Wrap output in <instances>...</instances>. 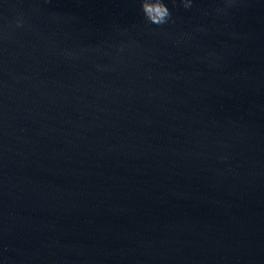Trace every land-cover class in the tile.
<instances>
[{"label":"water","instance_id":"1","mask_svg":"<svg viewBox=\"0 0 264 264\" xmlns=\"http://www.w3.org/2000/svg\"><path fill=\"white\" fill-rule=\"evenodd\" d=\"M164 3L0 0V264H264V0Z\"/></svg>","mask_w":264,"mask_h":264},{"label":"clouds","instance_id":"2","mask_svg":"<svg viewBox=\"0 0 264 264\" xmlns=\"http://www.w3.org/2000/svg\"><path fill=\"white\" fill-rule=\"evenodd\" d=\"M184 8L191 7V0H181ZM140 10L147 23L161 26L168 23L171 19V12L164 3V0H139ZM17 26L22 25V21H15Z\"/></svg>","mask_w":264,"mask_h":264}]
</instances>
